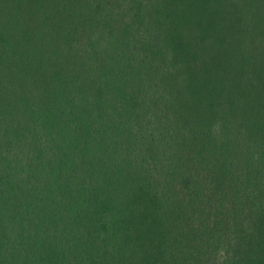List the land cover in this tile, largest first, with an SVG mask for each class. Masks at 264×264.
I'll list each match as a JSON object with an SVG mask.
<instances>
[{"label":"trees","instance_id":"16d2710c","mask_svg":"<svg viewBox=\"0 0 264 264\" xmlns=\"http://www.w3.org/2000/svg\"><path fill=\"white\" fill-rule=\"evenodd\" d=\"M0 264H264V0H0Z\"/></svg>","mask_w":264,"mask_h":264},{"label":"rangeland","instance_id":"374dc122","mask_svg":"<svg viewBox=\"0 0 264 264\" xmlns=\"http://www.w3.org/2000/svg\"><path fill=\"white\" fill-rule=\"evenodd\" d=\"M247 132V128L244 126L243 128H242V134H245Z\"/></svg>","mask_w":264,"mask_h":264}]
</instances>
